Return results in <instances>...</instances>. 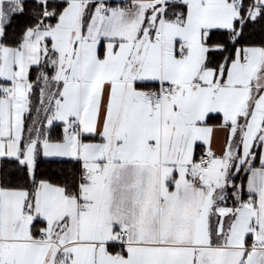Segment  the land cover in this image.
<instances>
[{"label":"snow or ice","instance_id":"1","mask_svg":"<svg viewBox=\"0 0 264 264\" xmlns=\"http://www.w3.org/2000/svg\"><path fill=\"white\" fill-rule=\"evenodd\" d=\"M0 264H264V0H0Z\"/></svg>","mask_w":264,"mask_h":264}]
</instances>
